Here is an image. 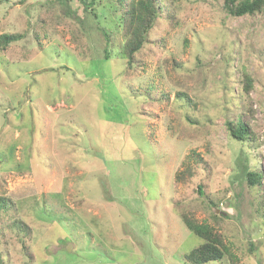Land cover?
Returning <instances> with one entry per match:
<instances>
[{"label":"rangeland","instance_id":"rangeland-1","mask_svg":"<svg viewBox=\"0 0 264 264\" xmlns=\"http://www.w3.org/2000/svg\"><path fill=\"white\" fill-rule=\"evenodd\" d=\"M114 6L0 0V34L22 36L0 50V263L191 264L185 214L221 234L224 259L204 264H264L245 180L264 183V4L162 0L131 65Z\"/></svg>","mask_w":264,"mask_h":264},{"label":"trees","instance_id":"trees-1","mask_svg":"<svg viewBox=\"0 0 264 264\" xmlns=\"http://www.w3.org/2000/svg\"><path fill=\"white\" fill-rule=\"evenodd\" d=\"M158 1L114 0V9L116 7V11L120 14L118 21L123 30L122 51L124 55L121 58L126 60L127 65L133 63L135 53H137L147 41L149 31L160 17L159 4H161L162 0ZM263 4L264 0H223V10L228 16L241 17L244 15L261 13ZM100 32L105 39L106 45L112 44L108 39V33L104 29H100ZM21 37L22 36L19 34H0V50H4L9 44L19 41ZM106 58H108V56ZM242 84L245 92L251 89V79L248 75H243ZM181 98L182 97L178 95V99ZM226 131L228 136L237 142L245 141L250 134L249 125L242 117L238 121L226 122ZM245 175L247 186L249 188H256L261 192V204H264L263 177L253 170L247 171ZM0 203L4 205L3 202L0 201ZM180 218L187 230L202 240V243L188 255L187 259L189 263L204 264L209 261H220L224 259L225 248L221 239V234L214 225L196 223L185 214H182ZM214 223H217L216 219ZM216 225L218 227L219 224Z\"/></svg>","mask_w":264,"mask_h":264}]
</instances>
